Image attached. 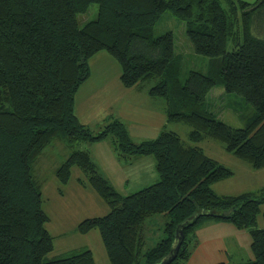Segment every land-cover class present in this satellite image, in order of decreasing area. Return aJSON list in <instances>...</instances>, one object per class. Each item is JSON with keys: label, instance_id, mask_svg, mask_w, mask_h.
<instances>
[{"label": "trees", "instance_id": "trees-1", "mask_svg": "<svg viewBox=\"0 0 264 264\" xmlns=\"http://www.w3.org/2000/svg\"><path fill=\"white\" fill-rule=\"evenodd\" d=\"M93 3L96 17L79 25L78 15ZM263 6L264 0H0V264H95L87 248L47 257L54 241L31 163L54 139L74 144L109 136L120 160L151 156L157 180L122 194L86 148L69 152L55 176L65 185L76 166L87 183L78 181L107 205V213L81 220L76 231L97 229L110 264L159 263L169 254L176 227L193 219L182 228L170 264L186 263L198 245L197 229L210 221L245 229L253 254L245 262L216 264H264V227L257 226L264 185L258 194L215 193L210 184L232 171L195 145L211 138L252 168L264 166V37L252 32ZM165 11L185 22L194 52L209 57L206 73L190 70L181 79L182 55L172 32L153 35ZM100 51L118 63L124 87L139 84L164 100L166 121L190 127L189 143L166 126L156 137L135 142L112 116L97 132L80 123L74 96L90 75V58ZM215 86L253 108L241 115L243 127L233 128L209 111L206 95ZM154 214L166 219V235L144 248L142 223Z\"/></svg>", "mask_w": 264, "mask_h": 264}, {"label": "rangeland", "instance_id": "rangeland-1", "mask_svg": "<svg viewBox=\"0 0 264 264\" xmlns=\"http://www.w3.org/2000/svg\"><path fill=\"white\" fill-rule=\"evenodd\" d=\"M244 1L254 2L255 0ZM222 4L226 6L224 1H222ZM97 7V4L93 3L88 7L86 12L79 14V25H83L85 22L94 19L97 13ZM260 13L255 16V24L253 25L252 32L257 36L264 37V6ZM168 31H171L173 34L176 53L182 55L181 79H185L190 70H198L206 73L209 57L194 52L186 36L185 22L174 16L170 11H165L154 25L153 35L158 36ZM230 48L231 46H228V50ZM101 65V61L96 59L94 68L100 67ZM104 65L111 67L109 63ZM119 77V74L118 77L111 75L110 78L113 79L111 83H114L115 86L117 83L121 85ZM101 78L102 76L97 75L93 71L91 76L85 81V86L90 84L96 86L101 83ZM144 84L150 83L144 82ZM81 93L82 89H79L77 97L75 98L74 96V107L76 105V110L80 105ZM92 98L96 102V106H94L95 116L100 119L101 114L104 113V108L109 106V104L106 103L100 93L94 94ZM206 101L209 111L233 128L243 127L244 121L241 115L248 116L253 112V108L246 104L240 96L234 93H226L222 86H215L210 89L206 95ZM164 124L167 129L175 131L185 143H189L188 132L190 127L188 125L182 122L168 123L166 120ZM88 125L92 132L100 131V126L98 127L97 124L92 122ZM129 129L133 141L138 142L142 140L140 136H135L131 130V126H129ZM111 141V136H109L102 140L101 143L112 145ZM101 143L79 141L74 144H69L60 139H54L39 157L31 163L33 178L41 185L42 208L49 218L46 222V229L53 236L54 241V247L48 253V258H55L70 251L87 248L91 250L95 264H110L97 229H92L86 234H80L76 231L77 224L81 220L107 213V205L93 189L89 186L86 187L84 182L78 181V179H83L87 183L85 176L76 166L72 167L70 179L65 185L60 184L55 176V169L66 159L69 152L73 149L90 147L94 150ZM195 145L202 148L208 156L232 171V175L226 179L210 184L213 191L215 190L217 194L229 195H238L242 192H255L258 194L259 189L264 185V166L258 169L252 168L247 162L225 151L221 142L211 138H205ZM106 149L109 151L107 147ZM114 157L116 156L114 155ZM124 160L121 159L120 163L123 164ZM139 177V179H134L132 175L129 176L128 182L124 186L120 179H116L112 175H110V179L108 180L120 193L129 194L153 183V181H147L145 174H139ZM263 212L264 204L260 207V213L257 217L258 227H264ZM165 222L166 219L161 214L151 215L143 221L144 248L153 247L159 240L165 237Z\"/></svg>", "mask_w": 264, "mask_h": 264}, {"label": "crops", "instance_id": "crops-1", "mask_svg": "<svg viewBox=\"0 0 264 264\" xmlns=\"http://www.w3.org/2000/svg\"><path fill=\"white\" fill-rule=\"evenodd\" d=\"M96 59L100 60L102 65L94 68ZM114 61L104 51L98 52L90 60L89 77L94 71V73L102 76V78L101 83L96 86L91 84L85 86V81L88 77L76 91L75 98L77 97L79 89H82L80 105L77 110L76 105L74 107L78 120L87 127L92 122L99 127L102 125L101 122L104 123L107 117L112 116L124 123L132 140L133 137L130 134L129 126H131V130L135 136H140L142 140L156 137L165 125L166 114L164 100L149 96L147 89L139 84L132 87H124L121 84L122 87L118 83L116 86L114 83H111V80H113L110 78L111 75L118 77L119 74L120 76V67ZM107 63L111 67L103 66V64ZM96 93H100L106 103L109 104V106L104 108V113L101 114L100 119L94 113L96 102L92 96ZM101 141H97V143H101ZM86 149L90 151L92 158L95 160L102 174L107 179H110V175L116 179H120L123 186L128 182L129 176L131 175L134 179H139V174H145L148 182L157 180L158 174L151 156L133 157L131 161L124 160L123 164H121L112 145L101 143L94 150L90 147ZM196 235L199 243L185 264L239 263L253 258L248 232L245 229L236 228L229 222L217 221L205 223L197 229Z\"/></svg>", "mask_w": 264, "mask_h": 264}, {"label": "water", "instance_id": "water-1", "mask_svg": "<svg viewBox=\"0 0 264 264\" xmlns=\"http://www.w3.org/2000/svg\"><path fill=\"white\" fill-rule=\"evenodd\" d=\"M194 219L191 221H186L180 225H178L175 229V240L174 243L169 251V254L165 256L159 263L157 264H170L177 256L179 247L181 245V242L183 241V231L182 228L186 227L188 225H192L194 223Z\"/></svg>", "mask_w": 264, "mask_h": 264}]
</instances>
